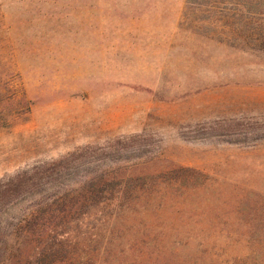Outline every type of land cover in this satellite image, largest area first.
<instances>
[{"label": "rangeland", "instance_id": "1", "mask_svg": "<svg viewBox=\"0 0 264 264\" xmlns=\"http://www.w3.org/2000/svg\"><path fill=\"white\" fill-rule=\"evenodd\" d=\"M261 37L264 0H0V78L30 102L0 129V179L80 152L74 163L149 186L129 231L150 241L146 264H252Z\"/></svg>", "mask_w": 264, "mask_h": 264}, {"label": "trees", "instance_id": "2", "mask_svg": "<svg viewBox=\"0 0 264 264\" xmlns=\"http://www.w3.org/2000/svg\"><path fill=\"white\" fill-rule=\"evenodd\" d=\"M29 107L15 75L0 78V129ZM79 157L0 179V264H146L150 241L140 250L145 237L129 231L149 206V186H132L117 169L74 163ZM252 262L264 264V257Z\"/></svg>", "mask_w": 264, "mask_h": 264}]
</instances>
